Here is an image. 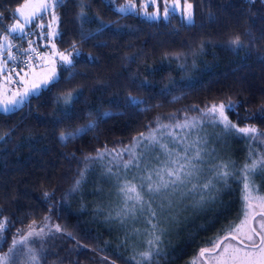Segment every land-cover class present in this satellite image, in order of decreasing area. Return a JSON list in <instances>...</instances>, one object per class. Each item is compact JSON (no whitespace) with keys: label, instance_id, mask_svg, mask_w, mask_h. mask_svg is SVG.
<instances>
[{"label":"trees","instance_id":"obj_1","mask_svg":"<svg viewBox=\"0 0 264 264\" xmlns=\"http://www.w3.org/2000/svg\"><path fill=\"white\" fill-rule=\"evenodd\" d=\"M25 1L0 0V34ZM188 1L191 24L179 13L167 20L118 13L117 6L128 0H63L56 6L57 46L69 51L75 45L80 52L72 64L60 67L55 83L15 110H0V220L7 219L2 251L18 232L47 217L62 231L48 227L44 239L29 241L39 264H136L152 237L99 226L68 203L91 159L130 144L160 122L229 101L235 108L225 111L233 123L264 132V0ZM37 33L35 43L44 55L45 36L36 38ZM237 38L238 46L232 43ZM88 125L94 127L85 134L61 140V134ZM253 181L249 204L264 196V175ZM243 196L242 180L233 178L208 212L161 237L153 264H191L201 249L240 224Z\"/></svg>","mask_w":264,"mask_h":264},{"label":"rangeland","instance_id":"obj_2","mask_svg":"<svg viewBox=\"0 0 264 264\" xmlns=\"http://www.w3.org/2000/svg\"><path fill=\"white\" fill-rule=\"evenodd\" d=\"M175 2L176 0H167L169 5ZM25 3H27V7L22 9L24 16H28L32 11H35L38 17H43L42 20H39V23H42L44 28L37 27L36 38L40 36L42 39L45 36L43 41L44 58L42 57L43 61L39 64H34L31 68L27 67L33 64L35 60L24 66L27 69L19 68L14 71L11 69L8 60L7 65H4L9 49L7 46L0 48V53L3 54L0 55V68H2L0 70V110L2 111H4L3 106L8 104L9 101L19 100L25 92H28L25 103L31 95L38 93L45 87L44 81L49 79L53 73L58 77L60 67L69 65L60 59L59 53H64L72 62L77 55L74 49L64 51L57 46L55 40L58 33L56 6L50 11L42 12L38 7L39 0H26L23 4ZM133 3L135 8L131 12L148 19H150L147 15L148 13L162 11L160 0H157L156 5H151L150 0H141L140 4ZM188 3L190 2L188 1ZM21 5L17 8L21 7ZM17 8L14 9L13 21L7 26V29L16 20H19L22 24L25 23L24 19L16 14ZM188 11L189 9L186 8L184 1L179 0V7H177L175 13H179L186 20ZM190 11L192 12V19H194L193 5ZM34 24L36 23L26 24L25 32L30 33L31 31H28ZM50 32H54L56 35H47ZM8 34L10 37L13 36L11 33ZM0 43H4L3 36L0 37ZM39 59L41 58L36 60L38 61ZM34 86L36 87L33 92ZM9 107L13 106L9 104ZM19 107H15L13 110ZM207 109L199 114L183 115L175 121L160 122L155 128L144 133L145 137L155 136L157 143H150L148 139L141 138L139 135L124 147L99 152L85 168L78 180L79 185L76 184L74 193L68 198V203L71 207H79L81 212L85 214L84 218L86 220L89 219L90 222H95L99 226H107L108 229H119L124 234L148 237H152L154 232L158 233L161 228L165 230L163 235H172L173 232L181 230L184 223L188 220L208 212L209 207H213L225 191H229L230 182L233 178L238 181L243 180L244 173L241 170L244 166L246 164L250 165L252 160H260L262 155L258 145L260 137L249 139L247 136L236 132L224 131L222 125L213 123L212 117L206 115ZM186 121L188 126L183 127ZM164 125L168 127H163ZM177 125H181V127H177ZM237 127L240 126L237 125ZM161 145H166L167 150ZM126 149L129 151H125ZM197 152H199L200 159L192 160V163L196 165V175L190 178L189 183L180 185L178 191L169 189L165 193L152 194L148 193L146 188L141 189V185L149 183L147 179L149 175H151L153 182L159 179L156 175L157 172L167 180L169 179L167 170L177 167V164L173 163V161L184 163L185 155L191 160ZM100 153H103L102 157L99 156ZM239 153L244 154L243 158L237 156ZM130 159L132 163L125 167V164ZM223 164L228 165L226 171L230 173L226 179H221L217 175L221 171ZM258 175H261L259 171L249 177L250 192H252V181ZM129 182L136 186L137 191L142 192L145 210L142 211L140 204L128 198V196L132 195L131 193L125 195L121 191ZM209 182V188L204 189L202 186ZM193 185L196 187L194 188ZM209 194L214 198L210 199ZM201 196H204L203 201H201ZM149 201H151L152 209L157 211L156 218H152L147 211V202ZM168 201L172 202L171 208L167 207ZM161 204L165 205L163 209L159 207ZM250 205L248 219L245 220V217L242 219L245 220V223L241 227V232L237 235L242 236L249 233V223L253 213L257 210L264 211V196L251 198ZM86 213L90 215L88 216ZM150 220L151 223H149ZM262 220H264L263 217H257L253 221L254 228L257 231H261L258 222ZM33 224L36 230L44 227L45 232L46 228L55 226V222L51 219ZM153 224L157 225L155 229L152 227ZM27 231L28 228L18 232L14 238L17 240L22 239L24 235H27ZM3 235L4 231L0 235V247ZM33 238L29 237L25 244L17 245V253L9 254V248L13 243L4 251L0 248V257L8 254L7 264H34L30 258L33 253L28 251L30 247L29 241ZM228 242L225 241V243ZM231 243L238 244L234 240H231ZM138 248L142 249L141 247ZM211 255L213 254L207 255L209 263L216 264ZM139 258L141 259V257ZM191 264L206 263L202 258L198 257L192 260Z\"/></svg>","mask_w":264,"mask_h":264},{"label":"snow or ice","instance_id":"obj_3","mask_svg":"<svg viewBox=\"0 0 264 264\" xmlns=\"http://www.w3.org/2000/svg\"><path fill=\"white\" fill-rule=\"evenodd\" d=\"M63 0H39L38 7L42 12L50 11L53 7L58 6L61 4ZM109 2H112V0H109ZM151 5H156L157 0H150ZM184 4L186 5V8L189 9L187 13L186 22L191 24L193 22L192 19V12L190 9L192 8V5L188 3V0H184ZM147 6V5H146ZM24 7H27V3L22 4L21 7L16 9V14L21 16L25 23H20L19 20H16L15 23L8 27L7 31L3 34H0L3 36L4 43H0V48H4L7 46L9 49V52L7 53V59L4 61V65H7V60H13L15 61L17 59L16 56L11 54V48L12 44L8 43L10 38H26L27 33L25 32V25L36 23L37 27L44 28V25L42 23H39V20H42V16H37V13L35 11H32L28 16H24V13L22 9ZM160 7L162 8V11H154L152 13H148V17L150 19H160L163 18L167 20L173 13H175L177 7H179V0H176L175 3L169 5L167 3V0H160ZM135 8V4L132 2V0H128V3L124 4L123 6H119L116 8V11L121 14H127L131 11H133ZM51 27V25H49ZM8 33L13 34L12 37L9 36ZM47 35H56L54 32L47 33ZM87 39V37H85ZM29 44L32 43V41H27ZM235 45H240L239 38L232 41ZM74 51H76V54L79 55V50L75 48V45H73ZM25 51H29V49H25ZM31 51H35V49H31ZM0 55H3L0 53ZM60 59L65 64H72V60L69 59L68 56H66L64 53H59ZM89 59H93V57L89 56ZM2 70V68H0ZM18 75V74H17ZM57 77L55 76V73L53 75L44 81V86L47 87L49 83H55ZM35 87H33V92L35 91ZM28 97V92H25L21 99L19 100H12L9 101L8 104H5L4 111H12L15 107H19L24 103V101ZM71 99L70 95L66 96L65 102H69ZM130 102L133 104L138 103L137 98L134 96L129 97ZM9 104L13 107H9ZM235 108V105L232 101H229L227 104L225 103H219V104H212L211 107L207 109L206 115H209L212 117L213 123L222 125L223 130L227 132H236L238 134L247 136L249 139H257V137H264V132H258V130L254 126H245V127H237L235 123L230 121L228 119V116L226 115L225 109L228 111H233ZM260 115L264 116V107H262L260 111ZM188 123L187 121L183 125V127H187ZM94 127V125H88L85 128H82L78 130V133L75 134H61V140L62 141H70L72 138L75 137L77 134H85L87 130ZM163 127H168L167 125H164ZM177 127H181V125H177ZM141 138L148 139L150 143H157L155 136L150 135L148 137L144 136V133L140 134ZM161 147L165 148L167 150L166 145H161ZM125 151H129L126 149ZM103 153H100L99 156L102 157ZM199 152L196 153V155L190 160L185 155V162L179 163V161H173V163L177 164V167L175 169H168L167 170V176L169 179L165 180L162 176H160V173L157 172L156 175L159 177V179L155 182L152 181L151 175L147 177L149 183L147 185H141V189L143 190L146 188L148 193L152 194H161L165 193L167 190L172 189L173 191H178L180 185H184L186 183L190 182V178L196 175V165L192 163V160H199ZM132 163V160L130 159L126 164L125 167H127L129 164ZM228 169L227 164H223L221 166V171L217 173V175L221 179H226L230 173L226 171ZM109 171H111L109 169ZM244 173L243 176V184H244V207L242 209V215L245 217V220L248 219L249 211L248 209L251 207L249 204V177L253 174H255L257 171L260 172L261 175H264V157H262L260 160H252L251 164H246L244 168L241 170ZM77 185H79V181H77ZM210 185L209 183L204 184L202 187L204 189H208ZM195 188L196 186L193 185ZM251 190L255 191L254 181L251 185ZM122 192L125 193V195H128L131 193L132 195L128 196L129 199H133L136 203L140 204L141 210L144 209V198L141 191H137V188L135 185H132L130 182L125 185L124 188L121 189ZM45 197H47L49 194L46 192ZM167 198V197H166ZM209 198L213 199L214 197L209 194ZM204 200V196H201V201ZM199 203V202H198ZM171 201H168L167 207L171 208ZM161 209L165 207L164 204H161L159 206ZM147 211L150 213V216L152 218L157 217V211L152 209L151 207V201L147 202ZM264 215V214H262ZM47 217H45V221H47ZM245 220L241 221L240 225H236L228 230V233L223 236V238H217L216 240L211 241L212 247L211 248H203L200 250L199 256L200 258H203L206 254H213L211 255V258L216 262V264H264V220L258 222L259 227L261 231H257L256 228H250L249 233L243 234L242 236L237 235L241 232V227L245 223ZM35 223V222H34ZM151 223V220L149 221ZM7 225V219L0 220V235H2L4 229ZM28 231L27 235H24L22 239L17 240L13 239V245L9 248V254L17 253V245H23L26 241H28L29 237H34L38 239H44L45 236L48 235V233L45 232V228L41 227L39 230H36L33 225H28ZM46 227V225H45ZM55 232H61L62 229L60 225H55ZM152 227L155 229L157 227L156 224H153ZM52 230L49 229V232ZM164 229L161 228L158 233H153L152 238L147 241L148 243V249L142 253H140L141 259L136 262V264H153L154 256H159L161 251V237L164 234ZM67 235L72 236V233H67ZM229 236H231V240H238V244L231 243V240H229ZM225 241H229L228 243H225ZM79 244V242H77ZM223 245V247H221ZM81 247H86L83 245H80ZM29 253H33L31 255V260L34 262V264H39V257L34 254L33 249L29 248ZM7 256L8 254H5L4 257H0V264H7ZM131 259L135 260V257H132ZM114 264V262H113Z\"/></svg>","mask_w":264,"mask_h":264},{"label":"built area","instance_id":"obj_4","mask_svg":"<svg viewBox=\"0 0 264 264\" xmlns=\"http://www.w3.org/2000/svg\"><path fill=\"white\" fill-rule=\"evenodd\" d=\"M36 30L37 26L31 29V32L28 31L30 33H27L26 38L11 39L10 43L13 45L11 54L17 57L15 61L9 60L12 70H16L21 66H27L32 61L43 56V51L37 47L34 40ZM29 40L32 41L31 44L27 42ZM25 49H29V51H25ZM31 49H35V51H31Z\"/></svg>","mask_w":264,"mask_h":264},{"label":"water","instance_id":"obj_5","mask_svg":"<svg viewBox=\"0 0 264 264\" xmlns=\"http://www.w3.org/2000/svg\"><path fill=\"white\" fill-rule=\"evenodd\" d=\"M258 214H260V215H262V214H264V211H259V212H257V213H255L252 217H251V219H250V228H254V225H253V219H254V217L256 216V215H258ZM263 217H264V215H262ZM229 239H231V236H229ZM234 241H236L237 243H238V240H234ZM222 246V245H221ZM207 255H209V254H206L202 259L204 260V262L206 263V264H210L209 263V260L207 259Z\"/></svg>","mask_w":264,"mask_h":264},{"label":"crops","instance_id":"obj_6","mask_svg":"<svg viewBox=\"0 0 264 264\" xmlns=\"http://www.w3.org/2000/svg\"><path fill=\"white\" fill-rule=\"evenodd\" d=\"M9 42H10V40H9ZM44 58V57H43ZM43 58H41V59H39L38 61L37 60H35L34 61V63L33 64H31L29 67H27V68H31V67H33L34 66V64H39L40 62H42L43 60ZM8 62H9V60H8ZM27 68H21V69H27Z\"/></svg>","mask_w":264,"mask_h":264},{"label":"flooded vegetation","instance_id":"obj_7","mask_svg":"<svg viewBox=\"0 0 264 264\" xmlns=\"http://www.w3.org/2000/svg\"><path fill=\"white\" fill-rule=\"evenodd\" d=\"M257 212H259V211H258V210H257V211H255V213H257ZM255 213H253V215H254ZM253 215H252V216H253ZM252 216H251V217H252ZM257 217H263V216H262V215H260V214H258V215H256V216L254 217L253 221H254V220L257 218ZM263 218H264V217H263Z\"/></svg>","mask_w":264,"mask_h":264}]
</instances>
